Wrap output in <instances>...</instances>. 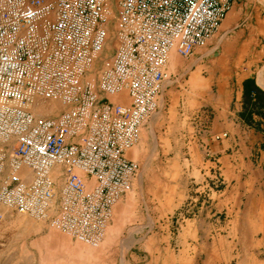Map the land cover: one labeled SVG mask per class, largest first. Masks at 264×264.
<instances>
[{
    "label": "built area",
    "instance_id": "1",
    "mask_svg": "<svg viewBox=\"0 0 264 264\" xmlns=\"http://www.w3.org/2000/svg\"><path fill=\"white\" fill-rule=\"evenodd\" d=\"M229 9L230 0H0V223L6 209L98 244L138 173L125 153L158 109L171 54L206 47ZM122 95L128 103L110 99Z\"/></svg>",
    "mask_w": 264,
    "mask_h": 264
},
{
    "label": "crops",
    "instance_id": "2",
    "mask_svg": "<svg viewBox=\"0 0 264 264\" xmlns=\"http://www.w3.org/2000/svg\"><path fill=\"white\" fill-rule=\"evenodd\" d=\"M171 61L158 109L125 153L139 169L111 221L127 226L144 206L146 218L128 232L136 239L130 253L150 254L155 264H264V0H230L206 47ZM3 213L0 255L11 260L26 247L51 250V259L67 249L46 222Z\"/></svg>",
    "mask_w": 264,
    "mask_h": 264
},
{
    "label": "rangeland",
    "instance_id": "3",
    "mask_svg": "<svg viewBox=\"0 0 264 264\" xmlns=\"http://www.w3.org/2000/svg\"><path fill=\"white\" fill-rule=\"evenodd\" d=\"M114 6H115V4H114ZM172 54H175L178 57H180L178 54H176L174 52ZM124 97L126 98V103H128L129 99L125 95H124ZM110 99L112 101H115L114 96L110 97ZM146 207L148 208V210L153 208V207H150L148 205ZM21 215H23V214H21ZM24 216H26V215H24ZM114 218H115V212L113 213V219ZM144 218H146L145 207L141 205V206H138L134 209L133 215L131 217L132 221L127 222V223H129L127 225L128 227L125 225H123L122 227L115 226L113 224V221H111L109 223L106 231H105L104 238L96 245H93V244H91L85 240L79 239V238H74L71 235L66 234V233H62V232H60L54 228H51V229H52V231L56 232L60 236L66 237V241H68V243L71 246H74L77 244L78 245L82 244L81 246L85 247L86 249L87 248H89V249H100V252L98 253L100 255L97 258L98 264H131V262L134 261V257H137L139 259L137 264H141V262H145V261H149V264H155V262H153L155 260V258L152 257V259H151L150 254L137 253L134 256V254L130 253V248L132 246V242L135 241L136 239L130 236L129 229L132 226L136 227L139 225V223L136 220L144 219ZM54 232H52V233H54ZM108 233H110V236L113 237V239L110 238L109 241H106V237H107ZM128 234L130 237L128 236ZM142 234H145L144 238H147V236L150 235L149 231H147L146 229L142 230ZM52 241H54V240H52ZM130 241H131V243L129 244ZM54 242H56L57 245L59 244L58 243L59 241L55 240ZM102 244H104V245H102ZM25 250H28V248L22 247V250L19 253L13 254V259H11V260L6 258V257H9V255H5V254L0 255V264H68L66 262V260L64 262L62 260L60 261L59 259H62L63 255L65 256V259L70 258V254H68L67 249L63 252L64 253L63 255L60 254V253H62L61 251L57 250L58 253H54L52 255L53 257L51 259H50V257H51L50 251L51 250H49L47 252V254H44L43 256L40 254L29 253ZM40 257H42V258L40 259ZM140 259H142V261H140ZM94 261L95 260L92 259V260H89L87 262H83L81 264H96Z\"/></svg>",
    "mask_w": 264,
    "mask_h": 264
},
{
    "label": "bare ground",
    "instance_id": "4",
    "mask_svg": "<svg viewBox=\"0 0 264 264\" xmlns=\"http://www.w3.org/2000/svg\"><path fill=\"white\" fill-rule=\"evenodd\" d=\"M174 54H172L171 56H170V59H169V61H171V58H172V56H173ZM114 100H116V101H121V102H124V103H126V98L122 95V96H119L118 98H115L114 97ZM116 215V214H115ZM60 237V236H59ZM110 238V237H109ZM58 239V238H57ZM64 241V239L63 238H61L60 237V239H58V243H60L61 244V242H63ZM107 240V239H106ZM61 241V242H60ZM104 241V240H103ZM131 243V241L129 242V244ZM64 245H65V243H63ZM106 244V243H105ZM63 245V246H64ZM82 245V244H81ZM81 245H74V246H71V245H67V252H68V254H70V258H67V259H65V256L63 255L64 253V251L62 252V253H60L61 255H63V259H64V261L66 260V262L68 263V264H81V263H83V262H87V261H89V260H92V258H94L95 256H96V254L98 253V252H100V249H89V248H85V247H83V246H81ZM102 245H104V244H102ZM126 247V246H125ZM105 248V247H104ZM102 251V250H101ZM66 255V254H65ZM42 258V257H41ZM40 258V259H41ZM98 264V263H97Z\"/></svg>",
    "mask_w": 264,
    "mask_h": 264
}]
</instances>
